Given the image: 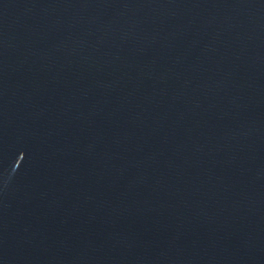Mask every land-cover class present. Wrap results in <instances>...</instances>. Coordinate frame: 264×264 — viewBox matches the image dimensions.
<instances>
[{
	"label": "water",
	"instance_id": "water-1",
	"mask_svg": "<svg viewBox=\"0 0 264 264\" xmlns=\"http://www.w3.org/2000/svg\"><path fill=\"white\" fill-rule=\"evenodd\" d=\"M0 264H264V0H0Z\"/></svg>",
	"mask_w": 264,
	"mask_h": 264
}]
</instances>
